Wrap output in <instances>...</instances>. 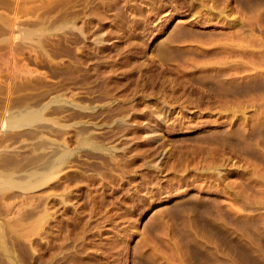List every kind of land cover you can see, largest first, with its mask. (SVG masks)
I'll return each mask as SVG.
<instances>
[{"label":"rangeland","instance_id":"374dc122","mask_svg":"<svg viewBox=\"0 0 264 264\" xmlns=\"http://www.w3.org/2000/svg\"><path fill=\"white\" fill-rule=\"evenodd\" d=\"M63 153L0 264H264V0H0V171Z\"/></svg>","mask_w":264,"mask_h":264},{"label":"bare ground","instance_id":"6f19581e","mask_svg":"<svg viewBox=\"0 0 264 264\" xmlns=\"http://www.w3.org/2000/svg\"><path fill=\"white\" fill-rule=\"evenodd\" d=\"M39 110L40 109H37V110H35V109L34 110L33 109L30 110L29 109L27 111H24V113L21 112L22 114L21 113L18 114L19 116L13 115L12 118L8 119L9 121L7 120V123H8L9 126H11V128H14V127L15 128L19 127L20 128V127H24V126L33 125L34 123L38 122L41 119V117L43 116L42 115L43 113L41 111H39ZM68 155H69L68 153L67 154L63 153L58 158H54L52 160L51 159L49 160V158H47L46 165H45V167L42 170L41 169H39V170L37 169L36 171L35 170H31V172L32 171H34V172H32V173L28 172L30 174H29V176L27 175V178H25V179H23L24 176L22 178L20 177L19 179H16V176H15L16 172L4 173V171H0V190H2L4 188L7 189V187L9 188V186H13V187L17 186V187H19L20 189L23 190V189H28V188H30V187H32L34 185H38V184L40 185L43 182L47 181L48 179L52 180L51 178L54 175H56L55 173L57 171H59L61 169V167L64 165V162H65L66 157ZM57 156H58V154H57ZM44 162H45V160L43 161V163ZM39 163H41V162H39ZM7 167H9V166H7ZM7 167H6V169H7ZM10 167H12V166H10ZM0 169H1V167H0ZM17 169H19V168H17ZM2 170H4V168ZM8 170H9V168L6 171H8ZM36 188H37V186H36ZM31 189H33V188H31Z\"/></svg>","mask_w":264,"mask_h":264}]
</instances>
